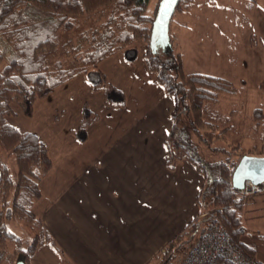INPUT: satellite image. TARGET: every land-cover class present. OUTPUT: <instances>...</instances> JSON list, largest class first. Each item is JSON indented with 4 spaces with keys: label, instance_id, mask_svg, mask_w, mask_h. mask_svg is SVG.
Instances as JSON below:
<instances>
[{
    "label": "trees",
    "instance_id": "trees-1",
    "mask_svg": "<svg viewBox=\"0 0 264 264\" xmlns=\"http://www.w3.org/2000/svg\"><path fill=\"white\" fill-rule=\"evenodd\" d=\"M181 2L189 7L192 0H179L176 8ZM147 3L148 0H0V52L7 47L9 54L8 63L0 69V249L12 246L18 254L25 255L24 264H29V257L37 246L50 242L42 219L33 206L41 197L39 183L53 162L46 143L37 133L19 130L7 117L16 114L17 106L25 115L31 116L36 99L47 96L55 86L79 73L86 75L92 89L103 90L106 104L123 105L124 93L107 80L98 64L118 50L123 51L127 60H134L138 48L132 43L139 39L148 41L142 53L146 66L155 73L164 91L175 97L171 128L164 140L166 165L172 169L187 160L203 177L196 197L198 215L166 243L158 264H179L187 247L212 220L227 231L245 255L255 258L253 247L243 240L244 198L232 186L231 177L243 154L264 155V142L261 146L249 144L244 150L243 135L237 136L240 133L235 121L238 109L232 108L227 113L219 107L212 109V104H216L223 93L236 92L237 88L230 80L184 72L180 54L174 52L173 47L163 53L164 58L152 53L149 38L157 8L150 15L146 11ZM98 14H105V20L98 28L91 29L89 35L87 30L83 33L82 40L88 47L82 48V44H78L68 65L61 67L58 61L57 69L51 71L48 62L40 60V56L56 52L55 36L61 24L64 29L71 28L75 18ZM19 25L29 35L24 36L22 30L17 29ZM26 41L32 45L29 65L21 60L30 48L28 44L23 45ZM36 60L39 61L34 65ZM259 86L264 89V79ZM259 108L252 109L253 119L257 121L263 114ZM97 119V113L83 106L80 124L69 131L83 140L87 128ZM230 133L232 139L228 140ZM198 141L223 153L224 159L212 162L200 157L196 146ZM6 155L14 157L13 172ZM209 210L211 212H207ZM13 217L26 226L31 234L29 240L21 239L10 230L8 222Z\"/></svg>",
    "mask_w": 264,
    "mask_h": 264
},
{
    "label": "crops",
    "instance_id": "crops-1",
    "mask_svg": "<svg viewBox=\"0 0 264 264\" xmlns=\"http://www.w3.org/2000/svg\"><path fill=\"white\" fill-rule=\"evenodd\" d=\"M142 53L127 60L116 52L99 62L124 93V104L108 105L102 95L85 139L74 136L79 145L69 141L74 149L63 152L62 163H53L41 179L33 210L50 242L37 246L29 264H149L198 215L202 174L187 160L172 169L166 165L164 140L175 97L164 91ZM242 222L244 242L264 263V190L244 198ZM46 248L51 255L38 260Z\"/></svg>",
    "mask_w": 264,
    "mask_h": 264
},
{
    "label": "rangeland",
    "instance_id": "rangeland-1",
    "mask_svg": "<svg viewBox=\"0 0 264 264\" xmlns=\"http://www.w3.org/2000/svg\"><path fill=\"white\" fill-rule=\"evenodd\" d=\"M249 1L192 0L189 7H185L181 2L175 8L169 23L171 45L174 52L177 51L180 54L184 72L220 76L230 80L237 88L234 93H223L219 101L212 104V109L219 107L223 113H227L232 108L238 109L235 121L237 132L240 131V133L237 136L243 135L241 142L245 147L244 150L249 144L256 143L261 146L264 142V89L259 86L264 79V13L260 11L254 13L246 9L252 6L262 11L264 0H252L254 3ZM158 3L159 0H148L147 13L153 14ZM243 8L244 11H242ZM104 20L105 14H98L94 17L75 18L71 28L64 29L61 24L60 31H56L55 36L58 43L56 52L45 57L42 55L40 60L47 61L51 71L57 69L58 61L61 67H65L73 60L76 53L74 49L78 44H82V48L88 47L82 40L83 33L87 30L89 35L91 29L98 28ZM21 27L22 25H19L17 29L22 30ZM23 30L24 36L29 35ZM25 44H28L30 48L21 60L29 65L32 45L27 41L23 45ZM132 45H136L144 52L148 41L139 39ZM7 52V47L1 49L0 69L9 61ZM166 52L168 51L163 52L160 48L157 49L161 58H164L163 53ZM246 57L248 60L245 62ZM38 61H34V65H37ZM102 95L103 90H91L86 75L80 73L76 78L67 79L55 86L46 97L35 100L31 116L25 115L17 106L16 114L8 116L7 119L19 130L37 133L48 145L49 155L54 165H59L63 160V152L74 149L69 141L72 140L79 145L78 140L69 130L80 124L83 106H86L90 112L96 113ZM256 107H260L263 113L259 118L260 121L253 119L252 109ZM231 136L232 133L229 134L228 140L232 139ZM196 146L198 155L207 161L223 160L225 157L223 153L211 149L202 141H198ZM5 159L12 172L15 171L14 157L6 155ZM8 223L11 231L21 239L29 240L31 234L23 223L15 217ZM4 250L5 264H16L17 250L12 246ZM50 251L48 248L42 250L37 256L38 260L47 258L51 255ZM162 253L163 249L149 264H158Z\"/></svg>",
    "mask_w": 264,
    "mask_h": 264
},
{
    "label": "built area",
    "instance_id": "built-area-1",
    "mask_svg": "<svg viewBox=\"0 0 264 264\" xmlns=\"http://www.w3.org/2000/svg\"><path fill=\"white\" fill-rule=\"evenodd\" d=\"M263 186L246 180L243 187L237 189L242 197L261 193ZM6 255L0 249V264H4ZM260 264L255 258L245 255L231 240L227 231L212 220L202 234L190 244L179 264Z\"/></svg>",
    "mask_w": 264,
    "mask_h": 264
},
{
    "label": "water",
    "instance_id": "water-1",
    "mask_svg": "<svg viewBox=\"0 0 264 264\" xmlns=\"http://www.w3.org/2000/svg\"><path fill=\"white\" fill-rule=\"evenodd\" d=\"M179 0H159L155 17L152 21L149 48L157 53L160 48L163 52L172 48L169 23ZM246 180L253 183H264V156L243 154L232 171V186L240 189ZM25 255L18 254L16 264H24Z\"/></svg>",
    "mask_w": 264,
    "mask_h": 264
}]
</instances>
